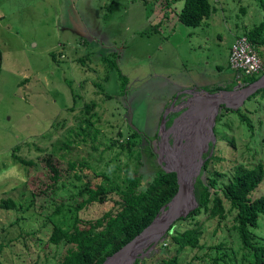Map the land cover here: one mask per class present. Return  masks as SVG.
<instances>
[{"label": "rangeland", "instance_id": "1", "mask_svg": "<svg viewBox=\"0 0 264 264\" xmlns=\"http://www.w3.org/2000/svg\"><path fill=\"white\" fill-rule=\"evenodd\" d=\"M172 1L170 22L163 23V6ZM210 1L215 13L192 28L177 17L184 0H0V203L11 199L18 206L0 207L2 261L60 262L70 246L48 241L53 230L49 217L56 205L80 202L85 197L79 193L84 185L111 189L112 184L101 174L111 173L108 164L114 169L119 164L117 174L122 179L128 175L127 164L131 171L150 173V165L142 168L125 151L115 159L120 148H110L115 140L127 146L132 130L155 138L152 145L164 169L181 173L184 199L175 209L181 215L196 206L193 185L201 172L202 155L209 144H216L213 129L220 113L224 114L225 126H219L217 138L234 137L238 148L235 154L232 148L223 146V155L246 163L253 161V153L257 158L264 157V78L257 87L255 83L247 85L227 67L236 35L262 22L264 9L257 0ZM81 26L86 36L79 32ZM160 26L165 33H160ZM188 32L192 33L190 37ZM79 34L91 44L79 45ZM91 36L100 45L92 44ZM93 49L98 55L85 64L78 61ZM52 53L58 54L57 62ZM102 55L114 62L119 72L103 63ZM195 77L204 83L199 86L202 91L195 89L199 87H177L180 82L195 81ZM206 87L220 90L210 91L215 94L211 97ZM92 101L97 103L96 139L76 134V118ZM236 111L254 121L253 141ZM67 141L72 142L68 150L64 147ZM17 145L19 149L14 151ZM14 153L34 161L38 168L44 167L42 158L51 155L61 170L58 185L64 183V188L56 195L33 198L43 185L52 183L48 170L29 166L27 173ZM230 165V161L223 164ZM260 195H264V185ZM173 205L168 206L170 211H162L157 225L138 240L133 249L135 258L132 255L111 264H134L138 258L146 259L143 264H158L157 258L160 261L175 255L183 264H211L210 247L224 241L237 252L236 262H241L236 234L229 230L232 218L219 226L216 219L199 217L202 247L179 252L165 233L173 225L174 230L182 232L192 222L177 218L164 231ZM111 206V202L94 203L83 209L76 230L94 232ZM254 233L264 238V219Z\"/></svg>", "mask_w": 264, "mask_h": 264}, {"label": "trees", "instance_id": "2", "mask_svg": "<svg viewBox=\"0 0 264 264\" xmlns=\"http://www.w3.org/2000/svg\"><path fill=\"white\" fill-rule=\"evenodd\" d=\"M257 2L264 9V0H257ZM167 5L170 6V3L167 2ZM215 11L216 8L210 0H184V5L177 17L182 24L197 28ZM238 37H246L264 63V19L253 28L245 30L242 35H236L234 41ZM87 44L89 43L86 41ZM95 54L96 51L93 49L78 58V61L85 64ZM112 56L115 58L114 54ZM2 57L0 48V64ZM58 57V54L52 53V59L55 62L58 61ZM102 62L109 63L110 68L119 72L115 63L108 57L102 55ZM229 69H231L230 66ZM263 75L264 71L257 75L242 76L238 79L250 85L259 81ZM105 77H108V74ZM235 82L237 81L235 80ZM124 83H126L125 79ZM95 85L99 88L96 83ZM217 90L220 88L210 89V91ZM96 107L97 103L92 101L85 105L84 111H80L81 115L76 118L77 135L84 137L90 135L96 139L99 133L94 121L97 116ZM235 113L245 125L253 141L256 137L254 121L244 112L236 111ZM223 118L224 114L220 113L215 119L213 132L216 144H209L208 151L202 155L201 172L193 185L196 206L187 216L178 219L179 221H191L192 226L181 232L174 230L175 225H173L164 237L168 236L170 241L178 247L179 252L187 248H201L200 239L203 227L199 217L206 215L210 220L216 219L219 226L223 223L226 224L227 220L232 218L229 230L236 234L239 244L237 251L241 254L242 260L240 263L236 262L237 252L233 250L232 246H228L227 241H224L210 247L211 264H264V238L254 233V229H258L264 219V195L257 196L260 188L264 185V157L257 158L256 153H253L251 162H239L236 158L228 160L222 153V147L232 148L235 154L238 152V148L234 137L217 138L219 126H225ZM154 140L155 138L142 131L132 130L126 140L127 146L119 144L118 140H115L110 146V148L113 146L120 148L115 159H118L122 151H125L128 157L135 158L142 168L150 165L152 167L150 173L131 171L127 164L125 170L128 175L122 179L117 174L120 170L119 164L116 165V169L108 164L111 173L101 172V174L112 184L111 189L103 190L100 185L96 188L84 185L79 193L85 197L80 202L68 206H64L62 203L56 205L57 209L49 217V223H53V230L48 241L54 245L64 243L70 246V249L63 260L54 264H104L149 227L156 217L161 215L163 208L164 210L168 209V205L178 192L179 184L176 174L167 172L159 163L152 145ZM71 143L67 141L64 144L65 149H70ZM18 149V145L14 147V151ZM13 155L18 163L27 167V173L29 168L32 169L34 166L39 171L48 170V178L52 183L43 185L44 189H41L37 194L33 193V198L42 195H56V191L64 188V183L58 185L61 179V170L53 162L51 155L42 158L41 164L44 163V167L41 168H38L34 161L26 160L15 153ZM229 161L231 165L224 167L223 164ZM215 165H221V167L217 169ZM106 202H111L112 206L102 215L94 232L83 233L76 230L81 221L79 213L83 209L94 203L104 204ZM0 207L17 209L18 206L11 199H2ZM160 250L164 253L166 249L162 247ZM145 260L138 258L134 264H143ZM156 263L183 264L178 255L165 257L160 261L157 258ZM0 264L6 263L0 259Z\"/></svg>", "mask_w": 264, "mask_h": 264}, {"label": "built area", "instance_id": "3", "mask_svg": "<svg viewBox=\"0 0 264 264\" xmlns=\"http://www.w3.org/2000/svg\"><path fill=\"white\" fill-rule=\"evenodd\" d=\"M229 66L240 77L253 76L264 71V63L246 37H238L229 52Z\"/></svg>", "mask_w": 264, "mask_h": 264}, {"label": "water", "instance_id": "4", "mask_svg": "<svg viewBox=\"0 0 264 264\" xmlns=\"http://www.w3.org/2000/svg\"><path fill=\"white\" fill-rule=\"evenodd\" d=\"M263 78H264V76L259 80V81H257L256 83H255V85H256V87L258 86V83H260L262 80H263ZM208 95H210L211 97L213 96V95H215V94H211V93H209V92H206ZM159 163H160V161H159ZM161 164V163H160ZM167 172H174L175 174H176V176H177V181H178V184H179V189H178V192H177V194L175 195V197L173 198V200L170 202V204L171 203H176V204H178L180 201H181V193L183 192L184 193V190H185V185H184V182H183V180H182V176H181V173L179 172V170H167ZM193 198H194V195H193ZM194 201H195V199H194ZM169 204V205H170ZM195 204H196V202H195ZM168 205V206H169ZM162 211H164V208L162 209ZM179 213V212H178ZM176 214L175 216H173L172 218H170L165 224H164V231H165V229H167V228H169L170 227V225L174 222V220H176L177 218H180V217H182V216H187V214L189 213V212H186L185 214H183V215H181V214ZM160 218V215H158L157 217H156V219L152 222V224L149 226V227H147L139 236H137L132 242H130L128 245H126L124 248H122L119 252H117L114 256H112V257H110L104 264H108V262L109 261H111V260H114L115 258H116V256L120 253V252H122L125 248H127L129 245H131V244H133L134 242H136V241H138L140 238H142L144 235H146V233H148L149 232V230L151 229V228H153V227H155L156 225H157V223H158V219Z\"/></svg>", "mask_w": 264, "mask_h": 264}, {"label": "crops", "instance_id": "5", "mask_svg": "<svg viewBox=\"0 0 264 264\" xmlns=\"http://www.w3.org/2000/svg\"><path fill=\"white\" fill-rule=\"evenodd\" d=\"M170 3V6L171 7H173L174 6V2L172 1V2H169ZM170 6L169 5H167V4H165L163 7V12L165 13V15H163V17L161 18V22H163V23H168V22H170V19H171V17H172V14L170 15L169 13L172 11L171 10V8H170ZM74 10V12H77L78 13V15H79V12L76 10V9H73ZM69 17H71V16H69ZM68 17V18H69ZM162 26V25H161ZM161 26L159 27V30H160V33H165V32H162L161 31ZM79 32H81V33H83L84 34V36H86L87 35V33H86V31H85V27L84 26H81V28H80V30H79ZM192 33L191 32H188V37H190V35H191ZM171 35V34H170ZM169 35V36H170ZM79 37H80V40H79V42H78V44L79 45H83V46H85L86 45V41L87 40H84V38L85 37H81L80 36V34H79ZM91 38H94L93 36H91ZM92 42V44H98V45H100V43L94 38L93 39V41H91ZM81 43V44H80ZM89 44H91V43H89ZM232 46V45H231ZM104 48V47H103ZM231 48V47H230ZM229 52H230V49H229ZM229 52H228V58H227V67H228V69H229V66H228V62H229ZM98 55V54H97ZM202 71H204L205 73H207L208 72V69H204L203 68V70ZM233 73H234V71H232ZM183 74V73H182ZM235 74V73H234ZM183 76H184V74H183ZM178 78V77H177ZM174 82L176 83V80H174ZM180 82V81H179ZM234 82V81H233ZM232 82V83H233ZM204 83H202L197 77H195V81H193V80H191V81H187V82H180V85H178L177 84V87H180V88H182V87H184V88H192V87H199V86H204L203 85ZM172 85H174L173 83H172ZM195 89H199V90H203L202 89V87H199V88H195ZM204 90L206 91H208L209 93H210V89H207V87L206 88H204Z\"/></svg>", "mask_w": 264, "mask_h": 264}, {"label": "bare ground", "instance_id": "6", "mask_svg": "<svg viewBox=\"0 0 264 264\" xmlns=\"http://www.w3.org/2000/svg\"><path fill=\"white\" fill-rule=\"evenodd\" d=\"M189 191V190H188ZM183 199H184V193L182 192L181 193V201L183 202ZM173 205V208H172V212H171V216L168 217V218H172L173 216H175L177 213L175 211V209L177 208V204L176 203H171L170 206ZM168 210L170 211V209L168 208ZM167 218V217H166ZM138 243V241L134 242L133 244L129 245L127 248H125L122 252H120L116 258L114 260H111L108 262V264H111V263H114V262H117V261H121V260H125L126 258L128 257H131L135 252L133 251L135 245ZM134 252V253H133ZM134 256V255H133ZM135 258V256H134ZM119 264V263H118Z\"/></svg>", "mask_w": 264, "mask_h": 264}, {"label": "flooded vegetation", "instance_id": "7", "mask_svg": "<svg viewBox=\"0 0 264 264\" xmlns=\"http://www.w3.org/2000/svg\"><path fill=\"white\" fill-rule=\"evenodd\" d=\"M176 111H177V109H176ZM181 113H182V112H181ZM181 113H179V115H180Z\"/></svg>", "mask_w": 264, "mask_h": 264}]
</instances>
